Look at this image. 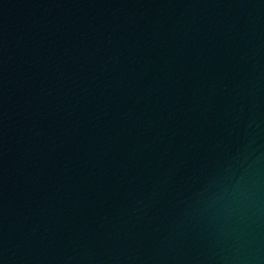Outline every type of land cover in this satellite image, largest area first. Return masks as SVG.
<instances>
[{"label": "water", "instance_id": "water-1", "mask_svg": "<svg viewBox=\"0 0 264 264\" xmlns=\"http://www.w3.org/2000/svg\"><path fill=\"white\" fill-rule=\"evenodd\" d=\"M0 264H264V0H0Z\"/></svg>", "mask_w": 264, "mask_h": 264}]
</instances>
